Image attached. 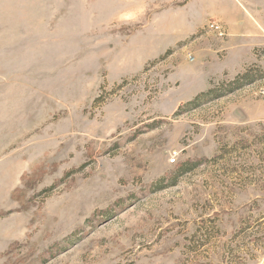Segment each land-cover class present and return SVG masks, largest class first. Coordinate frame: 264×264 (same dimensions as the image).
<instances>
[{
    "label": "rangeland",
    "instance_id": "rangeland-1",
    "mask_svg": "<svg viewBox=\"0 0 264 264\" xmlns=\"http://www.w3.org/2000/svg\"><path fill=\"white\" fill-rule=\"evenodd\" d=\"M0 264H264V0H0Z\"/></svg>",
    "mask_w": 264,
    "mask_h": 264
},
{
    "label": "trees",
    "instance_id": "trees-1",
    "mask_svg": "<svg viewBox=\"0 0 264 264\" xmlns=\"http://www.w3.org/2000/svg\"><path fill=\"white\" fill-rule=\"evenodd\" d=\"M258 72H260V71H258V70H254V71L253 70H250L249 71L248 70V71L240 74L234 83L236 84L239 81L252 82L257 77V73ZM215 91L216 90H214V88H211L208 91H205V92H202V93L198 94L193 100H191L190 102H188V104H187L188 106H186V107H189L191 105H195V104L199 103L202 99H204L205 97H207L210 94H213ZM219 96L220 95H217V97H219Z\"/></svg>",
    "mask_w": 264,
    "mask_h": 264
},
{
    "label": "built area",
    "instance_id": "built-area-1",
    "mask_svg": "<svg viewBox=\"0 0 264 264\" xmlns=\"http://www.w3.org/2000/svg\"><path fill=\"white\" fill-rule=\"evenodd\" d=\"M209 27L211 28V29H214V28H217V29H219L220 28V26L219 25H215V24H209ZM175 161H176V154H172L171 155V158H170V163H175Z\"/></svg>",
    "mask_w": 264,
    "mask_h": 264
}]
</instances>
